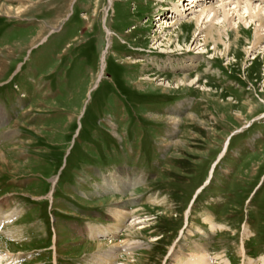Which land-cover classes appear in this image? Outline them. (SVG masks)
Listing matches in <instances>:
<instances>
[{
  "label": "rangeland",
  "instance_id": "1",
  "mask_svg": "<svg viewBox=\"0 0 264 264\" xmlns=\"http://www.w3.org/2000/svg\"><path fill=\"white\" fill-rule=\"evenodd\" d=\"M241 1L0 0V264H264V27ZM177 5H225L231 47L167 28ZM113 208L142 222L110 240Z\"/></svg>",
  "mask_w": 264,
  "mask_h": 264
},
{
  "label": "bare ground",
  "instance_id": "2",
  "mask_svg": "<svg viewBox=\"0 0 264 264\" xmlns=\"http://www.w3.org/2000/svg\"><path fill=\"white\" fill-rule=\"evenodd\" d=\"M180 2H179V5H181L182 7H185L184 9H190V7H189V5L190 4H195L196 2H195V0H183V1H181V0H179ZM188 3V4H187ZM244 4V5H243ZM179 5H177L174 9H173V12H171V16H170V19H172V21L170 22V24H167V28H169V27H171L172 25H174L175 24V22H177V21H182L183 19H184V21H187L188 19L189 20H192L193 22H195V26H197V29H195L197 32L199 31L200 32V34L201 33H204L205 32V38H204V40H202L203 41V44L201 45V46H199V47H205L209 42H212L213 43V46H214V50L215 49H217L220 45H223L224 46V48H225V50H227V49H229V47H231L230 46V39H228V42H229V44H228V46H226V42H225V40L222 38L223 36H225L226 38H227V36H228V33L230 32V33H232L235 37L238 35V29H239V25H237L236 23V28H234V24H233V21H234V19H233V17L232 16H230V17H228V13L226 12H224V14H223V28H226V31H223V30H221V29H219V27H217L216 25H214L213 24V22L214 21H216L217 19H218V14H219V12H220V10H222V11H225L224 9H225V5H219V6H217V7H214V6H210L209 8L207 7V6H203L202 8H200V10L199 11H196L195 13L196 14H194V15H191V17H187L186 16V14H183V10H182V8H180V6ZM243 5V6H242ZM248 5H249V7H248ZM227 6H230V5H227ZM240 6H242L241 8H250V6H254L251 10H250V12H252V14L250 15V14H248L247 16H249L250 15V20H251V18H253V19H255V21L259 24V27H264V9L262 8V7H260V4L259 5H253L252 3H251V1L250 0H242L240 3H238V4H236V6H235V8L233 9V10H235V9H237V7H239L240 8ZM189 7V8H188ZM192 7H198V6H196V4L194 5V6H192ZM231 7V6H230ZM229 7V8H230ZM228 10H230V9H228ZM240 10H242V9H237V12L238 11H240ZM242 11H244V10H242ZM242 11H240V12H242ZM229 12V11H228ZM233 12H236V11H233ZM247 12H248V10H247ZM210 13H212L213 15H212V18H211V20H210V22H209V24H207L206 25V23H205V21H206V19H209L208 18V16H209V14ZM238 14V13H237ZM244 14V13H243ZM242 14V15H243ZM247 14V13H246ZM245 14V15H246ZM238 15H240V14H238ZM193 16V17H192ZM210 17V16H209ZM238 18V17H237ZM245 18V17H244ZM162 18H160L159 20H160V22H162L163 20H161ZM222 19V18H221ZM252 19V20H253ZM174 20V21H173ZM247 20V19H246ZM238 21V20H237ZM243 21V18H240L239 19V23H241ZM255 22V23H256ZM203 23H205V26L202 28L201 27V25L203 24ZM246 23V22H245ZM244 23V24H245ZM242 24V23H241ZM240 24V25H241ZM254 24V23H253ZM171 25V26H170ZM246 25V24H245ZM247 25H249L248 23H247ZM159 27H161L160 25H159ZM221 28V27H220ZM216 34H217V36H216ZM229 38V37H228ZM238 39V38H237ZM263 40V36H261L258 32H256L255 33V39H254V42H253V46L252 47H254V46H258L259 44H260V42ZM169 41H170V39H169ZM193 43H196V41L194 40V42ZM235 45V44H234ZM255 48V47H254ZM198 49V48H197ZM228 52V51H227ZM200 54V53H199ZM104 61H105V58H104V56L102 57V59H101V62H102V67L104 66ZM180 62V61H179ZM194 62V63H193ZM196 62H198V60H188V63H185L183 66H182V68L184 69V70H189L190 68H191V66H194L195 64H196ZM188 80V78L187 77H185V76H183V78H180V79H178L177 80V85H184L185 83H186V81ZM137 184L136 183H131V184H129V188H134L135 186H136ZM112 211H111V213H113L112 215H111V217L113 218V220H115V221H117V223L115 224V225H113V226H111L110 227V232H105V234L103 235V236H105V237H107V238H109L110 240L116 235V234H118L119 232H120V230H122V229H124L126 226H124V224H125V221L126 220H128L129 221V218L131 219L130 220V222H129V224L131 223V225L133 224H138V223H141L142 221H139V222H137V223H134V220L131 218V217H133V216H131V217H128L129 215H130V213L129 212H122V210L120 211V209H116V208H113V209H111ZM16 213V212H15ZM124 213V214H123ZM126 213H128L127 215L128 216H126ZM13 214V213H12ZM10 215V214H7V215H3V217H2V219L3 220H1L0 219V227L3 225V224H6V223H9L11 220H13V215ZM1 218V217H0ZM15 218V217H14ZM133 220V221H132ZM208 221V220H207ZM12 222V221H11ZM208 223V222H207ZM209 223L211 224V229L213 230V229H216V225H214L212 222H210V219H209ZM130 226V225H129ZM126 229H128V226L126 227ZM130 229V228H129ZM245 230H246V232L248 233V230L245 228ZM130 231V230H129ZM16 232H18V231H16ZM96 232H98V231H95V228H88L87 229V236L89 237V238H94V236H95V234H96ZM103 232V231H102ZM15 233V232H14ZM16 234V233H15ZM17 235V234H16ZM16 235H13V236H16ZM12 238V237H11ZM135 244V243H134ZM137 245V246H136ZM114 247V246H113ZM137 247H142V245H139V244H135L134 246H132V245H123V248L126 250L125 252H126V255H130V251H132L133 250V248H137ZM118 250L114 247L112 250H111V252L108 254V257H109V259H111L110 260V262H112V263H114L115 262V258H116V252H117ZM242 254H243V251H245V249H244V246H242ZM124 252V253H125ZM133 252V251H132ZM118 253V252H117ZM128 253V254H127ZM199 253V252H198ZM133 254V253H132ZM197 255V257H199V258H193V260H194V262H190V264H206V263H204V262H202L204 259H201V260H199L200 259V257H202V255H198V254H196ZM244 255V254H243ZM120 257V256H119ZM205 258V257H204ZM117 259V258H116ZM182 259V258H181ZM108 260V259H107ZM225 262V261H224ZM100 264H103L102 262L100 263ZM111 264V263H110ZM186 264V263H185ZM229 264V263H228ZM244 264V263H243Z\"/></svg>",
  "mask_w": 264,
  "mask_h": 264
}]
</instances>
